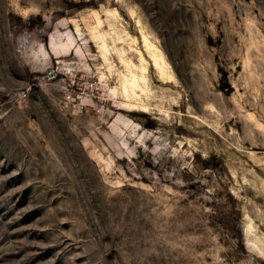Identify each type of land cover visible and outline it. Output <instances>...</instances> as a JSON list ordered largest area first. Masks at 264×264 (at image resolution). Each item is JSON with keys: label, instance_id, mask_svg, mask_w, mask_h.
Listing matches in <instances>:
<instances>
[{"label": "rangeland", "instance_id": "rangeland-1", "mask_svg": "<svg viewBox=\"0 0 264 264\" xmlns=\"http://www.w3.org/2000/svg\"><path fill=\"white\" fill-rule=\"evenodd\" d=\"M0 264H264V0H0Z\"/></svg>", "mask_w": 264, "mask_h": 264}, {"label": "bare ground", "instance_id": "bare-ground-1", "mask_svg": "<svg viewBox=\"0 0 264 264\" xmlns=\"http://www.w3.org/2000/svg\"><path fill=\"white\" fill-rule=\"evenodd\" d=\"M136 25L139 27V29L142 31V41H143V44L145 45V47L146 48H149V49H154L155 48V46L156 45H154L153 44V42L150 40V38H149V36L146 34V32L144 31V25L142 24V22H141V20L140 19H137L136 20ZM139 55L141 56V57H143V55L141 54V52L139 53ZM152 57H153V59L155 60V62L157 63V60H159V55H157L155 52L152 54ZM152 59V60H153ZM160 69H162L161 68V64L159 63L158 65H157ZM163 70H161V72H162ZM165 71V72H164ZM163 72H162V75H163V77H165V78H170L171 76L168 74V73H166V70H164ZM161 72H159V73H161ZM135 77V76H134ZM162 77V76H161ZM136 95V94H135ZM138 96V95H137ZM138 98V97H137ZM140 109V108H139Z\"/></svg>", "mask_w": 264, "mask_h": 264}]
</instances>
